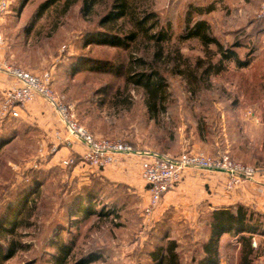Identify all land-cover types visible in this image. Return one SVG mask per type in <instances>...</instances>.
<instances>
[{"label":"rangeland","instance_id":"obj_1","mask_svg":"<svg viewBox=\"0 0 264 264\" xmlns=\"http://www.w3.org/2000/svg\"><path fill=\"white\" fill-rule=\"evenodd\" d=\"M10 1L0 25L1 60L36 73L50 70L54 91L73 104L79 122L96 137L160 154L224 153L258 167L260 175L231 194L222 191L225 175L212 173L220 197L232 195L234 204L264 213V32L257 39L251 35L252 22L264 19V0H152V9L171 24L164 54L171 59L177 48L187 61L186 65L181 61L179 68H194L198 58L204 61L202 67L207 65L197 39L178 38L188 4L213 8L203 17L224 47L239 44L233 48L241 58L251 47L256 50L243 68L233 60L222 61L223 70L201 79L199 87L172 73L168 58L158 60L162 97L156 112L149 110L140 86L125 82L130 58L141 52L87 42L86 36L106 11L104 1L87 16L80 13L83 0L67 9L64 0L43 9L39 7L46 0ZM148 53L152 56L151 50ZM219 59L214 53L211 61L218 64ZM132 70L145 68L134 63ZM201 71L198 68L197 74ZM50 146L51 142H42L37 122L0 118V220L16 213L13 224L0 232V244L13 242L15 247L1 264H56L59 244L70 250L64 264L92 256L87 264H152L149 252L168 240H175L181 264H192V258L201 255L208 212L199 206L193 184L187 190L167 192L153 216L145 217L148 194L135 167L130 180L124 181L112 182L89 170L75 173L55 159L50 162ZM201 172L190 170L186 175ZM84 186L96 188L100 202L94 208H103V214L66 212V200ZM243 190L247 195L240 199L236 194ZM253 243L258 247L253 264H264V235H254ZM240 249L236 236L223 234L219 264H239Z\"/></svg>","mask_w":264,"mask_h":264},{"label":"trees","instance_id":"obj_2","mask_svg":"<svg viewBox=\"0 0 264 264\" xmlns=\"http://www.w3.org/2000/svg\"><path fill=\"white\" fill-rule=\"evenodd\" d=\"M59 0H46L39 9L46 5H52ZM76 0H64V9H67ZM104 1L105 13L99 18L97 26L90 30L86 36L87 42L104 44L128 49L130 53L141 52L140 57L130 58L128 72L125 82L140 86L146 95L147 106L150 111L156 112L157 104L160 102L162 75L156 68L158 60L168 58L171 62V71L174 74L182 75L196 87L200 86V80L206 79V76L220 73L223 68L221 62L224 60H233L237 68L247 66L256 50L251 47L245 58H241L233 47L239 44H232L231 47H224L219 39L211 31L210 24L203 17L204 14L213 10L211 7L188 4L183 18V29L179 34V39L194 38L204 47L207 65L203 66L204 61L198 58L194 68H179L185 61L177 48L173 51V58L164 54L165 47L170 43V22L162 21L159 15L151 7L152 0H83L80 8L82 16L91 13L96 4ZM251 35L257 39L264 32V19L254 20ZM215 47V52L210 48ZM242 46V45H241ZM144 47V48H143ZM240 47V46H239ZM142 49V51L140 50ZM152 51V56L148 51ZM209 53V54H208ZM219 54V63L213 64L212 56ZM171 55V52L170 54ZM171 60V61H170ZM142 65L145 70L136 72L132 70L133 64ZM198 68H202L200 74H197ZM40 181V180H39ZM99 198L95 187L84 186L66 200L65 209L67 213L90 214L100 213L101 210H95L94 205L99 204ZM10 214V213H9ZM14 211L9 220L8 216L0 220V232L11 226L14 218ZM13 224V223H12ZM208 233L205 240L201 243V255L198 258H192V264H219V241L223 234L231 233L241 244L239 253V264H253L257 256L258 247L253 246V236L256 234L264 235V213L241 203L222 205L214 207L208 212ZM57 254L54 256L56 264H64V257L69 255V247L66 244H59ZM175 240H168L167 244L157 250L149 252L152 264H181L177 252ZM15 251L14 243L10 242L8 246L0 244V264L11 256ZM95 256L83 258L78 264H87Z\"/></svg>","mask_w":264,"mask_h":264},{"label":"built area","instance_id":"obj_3","mask_svg":"<svg viewBox=\"0 0 264 264\" xmlns=\"http://www.w3.org/2000/svg\"><path fill=\"white\" fill-rule=\"evenodd\" d=\"M10 5V0H0V25ZM262 13L264 14V6ZM2 44L3 35L0 31V51ZM52 75L50 70L36 73L4 60L0 61V76L4 78L0 88V118L7 116L21 119L29 115L31 105L35 106L37 100H42L45 106L53 110L67 135L79 142L78 148H74L66 157H60L57 164L62 168H79L93 172L104 171L121 162L128 167H135L148 194L143 209L145 217L153 216L164 195L181 182L187 171L223 173L225 178L222 191L228 194L260 175L261 170L258 167L236 162L224 153L211 156L202 151L183 150L177 154H160L139 150L121 140L96 137L79 122L73 104L64 102L54 91ZM55 136L57 144L52 143L50 146L53 155L59 146L71 144L66 135L56 131Z\"/></svg>","mask_w":264,"mask_h":264},{"label":"crops","instance_id":"obj_4","mask_svg":"<svg viewBox=\"0 0 264 264\" xmlns=\"http://www.w3.org/2000/svg\"><path fill=\"white\" fill-rule=\"evenodd\" d=\"M3 60V59H2ZM0 58V61H2ZM5 61V60H4ZM4 78L0 76V88L3 86ZM28 116H24L23 118L19 119L22 121L28 122H37V127L39 128V132L42 134V142L49 141L52 143L57 144L55 133L58 131L61 135H66L71 144L69 146H59L57 152L51 157L50 162L54 159L57 160L60 157H66L69 155L74 148H78L79 142L75 140L74 137L67 135L63 126L57 121V118L53 112V110L47 106H45L42 100H37L35 106L31 105L29 107ZM43 146V145H42ZM71 146V147H70ZM44 147V146H43ZM45 148V147H44ZM75 173L79 171H83L82 169L75 168L73 169ZM190 172V171H189ZM188 173V171H187ZM107 180L110 181H124L130 180V176H133L131 167H128L125 163H119L117 166H112L111 168H107L104 171H100L96 173ZM216 177L212 172L206 171L201 172L198 175H184L183 179L179 183L180 185L174 189V191H170L171 193H176V191H180V189H188L190 188L188 185L193 184L197 188L196 194L198 199V204L203 209V211L210 212L214 207L220 205H231L234 204V198H231L232 195L228 196V198L220 197L217 192L221 191L220 187L214 184L216 181ZM258 181V180H256ZM253 182H251L252 184ZM257 184H263L262 182L258 181ZM218 189V190H217ZM169 192V193H170ZM168 194V193H167ZM241 199L242 196L247 195L244 190L241 192H237L236 194ZM166 197V195H165ZM235 197V195H234ZM166 202V201H164ZM202 211V212H203Z\"/></svg>","mask_w":264,"mask_h":264}]
</instances>
